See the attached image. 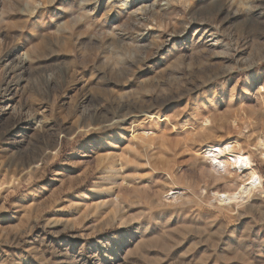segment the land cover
Returning <instances> with one entry per match:
<instances>
[{
	"label": "rangeland",
	"instance_id": "obj_1",
	"mask_svg": "<svg viewBox=\"0 0 264 264\" xmlns=\"http://www.w3.org/2000/svg\"><path fill=\"white\" fill-rule=\"evenodd\" d=\"M263 140L264 0H0V264H264Z\"/></svg>",
	"mask_w": 264,
	"mask_h": 264
},
{
	"label": "bare ground",
	"instance_id": "obj_2",
	"mask_svg": "<svg viewBox=\"0 0 264 264\" xmlns=\"http://www.w3.org/2000/svg\"><path fill=\"white\" fill-rule=\"evenodd\" d=\"M5 57L9 58L10 55L8 54ZM28 61H29V58L27 57V55L25 58L16 56L14 58V61L12 62L13 67L9 69L10 70L9 73L10 74L13 73L14 70L24 69ZM14 86H19V83L15 85H11V87H14ZM9 89H10V85L7 87L6 91L8 92ZM259 149H261L260 154L262 156V159L264 160V140L261 142ZM229 159H230V162H232L235 165V168L237 169V171L241 173H247L248 189L250 190V192L256 191V189L261 186V182H260L261 178L258 172L255 169H253V167L250 165V161H251L250 158L249 157L246 158L240 154H234V155H230Z\"/></svg>",
	"mask_w": 264,
	"mask_h": 264
}]
</instances>
